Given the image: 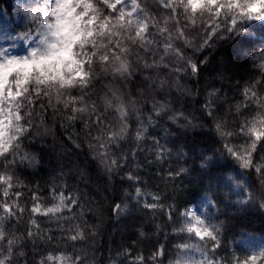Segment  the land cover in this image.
Here are the masks:
<instances>
[{
	"label": "clouds",
	"instance_id": "obj_1",
	"mask_svg": "<svg viewBox=\"0 0 264 264\" xmlns=\"http://www.w3.org/2000/svg\"><path fill=\"white\" fill-rule=\"evenodd\" d=\"M0 264H264V0H0Z\"/></svg>",
	"mask_w": 264,
	"mask_h": 264
}]
</instances>
